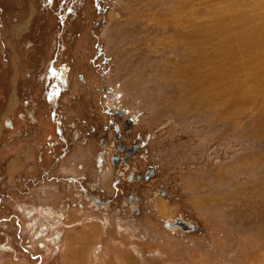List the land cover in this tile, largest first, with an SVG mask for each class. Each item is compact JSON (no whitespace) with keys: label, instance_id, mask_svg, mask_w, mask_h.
Here are the masks:
<instances>
[{"label":"rangeland","instance_id":"1","mask_svg":"<svg viewBox=\"0 0 264 264\" xmlns=\"http://www.w3.org/2000/svg\"><path fill=\"white\" fill-rule=\"evenodd\" d=\"M69 204L134 264H264V0H0V264H63Z\"/></svg>","mask_w":264,"mask_h":264},{"label":"crops","instance_id":"2","mask_svg":"<svg viewBox=\"0 0 264 264\" xmlns=\"http://www.w3.org/2000/svg\"><path fill=\"white\" fill-rule=\"evenodd\" d=\"M19 164H20L19 161L11 160L10 168L15 169L16 167L19 166ZM74 180L78 181L76 179ZM79 186H80V190L84 194V197L89 199V197L85 195L87 192L85 185L80 184ZM53 196H54V199L59 198L60 193L55 194ZM90 197L92 198V196ZM95 197L92 198L93 201L91 204L94 205L95 207H99L98 205H95V202L97 201L99 202L100 200L98 197L96 198ZM128 197H131L132 200L137 201L136 196L130 195ZM144 203L148 205V207L152 206V204L150 203V201L148 202V200L145 201ZM164 203L165 202L163 201L156 202L158 213L164 214L167 212L168 204L167 203L164 204ZM67 206L69 208L68 209L69 212H68V215H66V217H63L64 218L63 223L65 227H67L68 231L62 232L61 237L58 239V243H55L53 247L50 245L51 250L52 251L54 250L53 252L56 255H59L61 257L63 264H87L88 263L87 255H90L91 247H94L95 249L98 250L96 252L94 251V253L92 254L94 256L93 258L94 263L92 264H103L104 263L103 262L104 260L102 259L103 252H107V253L110 252V255H113V253L115 254V258H113L112 260L110 259L112 264H134V255L132 254V251L127 249V245L130 244V243H127L128 237L125 234L120 233L121 231H119V228H116L114 230L110 229L108 233L104 234V232L102 231V225L100 221L82 222L83 213L80 214L78 217L77 215L78 211H76V209L78 208H76L75 205H70V204ZM149 208L151 209V207ZM72 210H74V212ZM85 210H87V208ZM41 211L48 215L52 214L50 209L47 207H41ZM152 223L156 224L157 222L152 221ZM152 227L154 226L152 225ZM55 233H57L58 236L60 235L59 234L60 231L59 232L56 231ZM105 235L107 236L105 237ZM100 239H105V241L107 240L106 242H104L105 244L103 246H101L100 244L96 245V242L99 241ZM111 240L116 241V243L113 244V242H110ZM134 245H137L140 249H144L145 247H148V246H152L156 248L161 246L159 245V241L157 239H155V241L153 240L147 243H144L142 241H136ZM94 254H97V256L99 257H96V255Z\"/></svg>","mask_w":264,"mask_h":264},{"label":"flooded vegetation","instance_id":"3","mask_svg":"<svg viewBox=\"0 0 264 264\" xmlns=\"http://www.w3.org/2000/svg\"><path fill=\"white\" fill-rule=\"evenodd\" d=\"M52 80H55V77H53V79ZM51 80V81H52ZM51 85L52 86H57L56 85V83L55 82H51ZM58 89H61V87L59 86V87H57ZM49 89H50V87H49ZM108 109L106 110V112L108 113ZM112 114L113 115H115V116H118V117H121L122 115H123V113H120L118 110H115V111H112ZM130 123H131V120L130 119H126L125 121H124V124H125V127L126 126H129L130 125ZM8 128H13V125H12V123H9V126H7ZM118 125L117 124H115L114 125V130L116 131V133L118 132ZM56 131H57V133H60L61 131H60V129L59 128H57L56 129ZM117 140L119 139V134H117L116 135V137H115ZM138 148V145L136 144V143H134V144H132L130 147H126V146H123L122 144H118L117 145V151L119 152V151H121V150H125V154H124V157L123 158H121L120 156H118V155H112L111 156V158L113 157V156H115V157H118V159L117 160H115V164H116V166H117V163L122 159V160H127L128 159V157L132 154V152L133 151H135L136 149ZM109 161V160H108ZM10 163H11V161L8 163V168H10ZM98 171H100V172H102V169L100 168ZM152 173H153V170L151 169V168H149L146 172H145V178H148L150 175H152ZM133 175H134V173H132ZM132 175V176H133ZM44 179V181H46V178L44 177L43 178ZM50 179V175H48L47 176V180H49ZM59 179V178H58ZM58 181V180H57ZM133 181V178L131 179V182ZM86 196H88L89 197V200L90 201H93L92 200V198L93 197H95L93 194H91V193H88V192H86V194H85ZM90 196H92V198H90ZM96 198V197H95ZM100 200V199H99ZM130 203H132V200H131V202ZM95 205H98V206H100V205H104V203H103V201H97V202H95ZM134 205H132V207H133ZM135 207V206H134ZM27 214L28 215H30L31 216V214H32V211L31 210H28L27 211ZM188 223V222H187ZM27 224H32V226H29V227H35V222L32 220V218H30L29 220H28V222H27ZM34 224V225H33ZM187 225H189V224H187ZM194 224H192V227L194 228V226H193ZM20 232H21V230H22V226L20 225ZM168 229V228H167ZM184 229H188V227H184ZM192 230H194V229H192ZM40 243V242H39ZM41 245H42V243H41ZM43 247H45L47 250H48V248L45 246V244L43 245ZM29 252H30V254H33L32 253V251H31V245H29ZM49 251H52V250H49Z\"/></svg>","mask_w":264,"mask_h":264},{"label":"water","instance_id":"4","mask_svg":"<svg viewBox=\"0 0 264 264\" xmlns=\"http://www.w3.org/2000/svg\"><path fill=\"white\" fill-rule=\"evenodd\" d=\"M117 159H118V157H115V156H113V157L111 158V160H112V164H113V165H116V164H115V160H117ZM128 179H129V180L132 179V174H131V173L128 174ZM164 224H165L166 227L173 228V229H175L176 227H180V228H182V229H184V227H188V229H184V230H188V231H190V230H192V229H196L197 226H198V225L194 224V225H193L194 228H193L191 223H189V222L187 223V222H185V221H183V220H181V219H176V220H174L173 222H170V221L167 220ZM187 224H189V225H187Z\"/></svg>","mask_w":264,"mask_h":264},{"label":"bare ground","instance_id":"5","mask_svg":"<svg viewBox=\"0 0 264 264\" xmlns=\"http://www.w3.org/2000/svg\"><path fill=\"white\" fill-rule=\"evenodd\" d=\"M166 221H167V220H166ZM166 221H165V222H166ZM183 221H184V220H183Z\"/></svg>","mask_w":264,"mask_h":264}]
</instances>
